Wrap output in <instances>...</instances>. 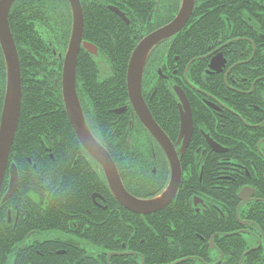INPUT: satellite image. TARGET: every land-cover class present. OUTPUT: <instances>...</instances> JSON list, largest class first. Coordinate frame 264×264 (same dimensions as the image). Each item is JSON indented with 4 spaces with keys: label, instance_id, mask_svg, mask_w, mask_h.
<instances>
[{
    "label": "flooded vegetation",
    "instance_id": "af4514ba",
    "mask_svg": "<svg viewBox=\"0 0 264 264\" xmlns=\"http://www.w3.org/2000/svg\"><path fill=\"white\" fill-rule=\"evenodd\" d=\"M86 1L95 4L87 5L88 14L105 22L112 34L107 36L105 30L109 41L101 36L92 42L83 32V43L93 52L83 46L80 52L87 54V72L92 69L94 76L79 83L76 69V92L89 132L109 154L131 197L161 196L173 179L174 156L180 163V184L160 211L139 214L126 209L113 195L106 169L83 147L68 119L81 149L74 158L56 159L48 137L37 136L42 151L35 152L38 160L28 157V164L37 171L45 164L46 170L30 186H22L26 172L21 176L17 164L8 161L0 190V264H145L132 221L146 222L149 217L153 219L148 223L154 222L151 259L169 260L155 245L157 225L168 209L180 217L182 250L165 264H234L236 253L241 256L238 264H264V0H194L181 30L150 52L141 97L165 133L168 151L134 109L127 72L137 46L175 20L182 0ZM108 44L116 46L115 63L106 56ZM68 45L63 55L59 53L62 70ZM123 47L130 50L124 75L118 65ZM61 81L62 72L56 84L64 105ZM5 93L0 45V119ZM187 113L192 131L186 137L181 118ZM113 148L120 150L111 152ZM132 159L139 163L137 176L127 166ZM13 166L18 185L6 198ZM139 185L154 190L142 194ZM114 203L129 216L127 223L115 218L120 244L115 251L106 245V223L112 214L108 210ZM189 228H195L194 234ZM188 234L199 246L190 256ZM95 236L104 246L90 242ZM224 239H230V246L222 249L218 245Z\"/></svg>",
    "mask_w": 264,
    "mask_h": 264
},
{
    "label": "trees",
    "instance_id": "16d2710c",
    "mask_svg": "<svg viewBox=\"0 0 264 264\" xmlns=\"http://www.w3.org/2000/svg\"><path fill=\"white\" fill-rule=\"evenodd\" d=\"M86 2L89 1L82 0L85 17L84 39L94 42L103 36L106 38L105 41H109L107 36L112 34L107 29L106 23L95 21V16L89 15L87 12V5L95 6V4ZM9 26L19 54L23 91L21 116L9 159L22 170L21 176L24 175L23 172H26L22 186H30L32 185L31 180L38 173L43 175L46 170L45 164H42L38 171L28 164V157L34 161L35 156L38 160L39 155L35 152L42 151L37 136L48 137L49 145L52 147L56 159L70 160L78 155L81 150L65 112L60 84H56V80H60L62 72V58H60L59 53L64 54L71 33L72 18L69 4L66 0H17L9 14ZM105 30L107 36L104 34ZM104 50L106 56L108 55L113 63L119 59L115 45L108 44ZM121 50L124 51L123 59L119 60L118 65L124 75L130 50L129 47H123ZM86 55L85 51L82 50L78 57L77 79L79 83L83 82V78L94 76L90 74L92 69L87 72ZM1 67L4 75L5 68L2 58ZM94 109L99 110L96 100L94 101ZM26 135L31 138L27 139ZM110 150L117 152L120 148ZM127 166L129 171L134 170L135 176L141 171L139 163L134 159L129 161ZM50 173L51 170L48 174ZM135 182L139 181L136 180ZM138 187L142 194L154 190L146 185H139ZM135 188L139 193L140 190L136 186ZM108 212H112V214L109 215L106 223V245L108 244L109 249L115 251L120 245L117 239L119 228L115 225V218L123 217L127 223L126 218L129 219V216L115 203L114 206H110ZM162 215L155 233L157 237L155 245L163 249L166 258L169 260L161 259V262L152 261L149 251L151 247L150 226L154 222L151 224L148 222L153 217L146 218V222L142 220L132 221L136 248L144 255L145 264H165L180 256L182 250L180 217L172 209L164 211ZM189 231L194 234L195 228H189ZM205 232L207 231L205 230ZM188 238L187 256H190L196 253L199 246L191 234H188ZM143 239L145 242L141 243ZM89 240L94 246H104L99 236L89 238ZM111 240H114L113 243ZM218 246L222 249L229 247L230 239L221 240ZM240 257V254H235L234 264H238Z\"/></svg>",
    "mask_w": 264,
    "mask_h": 264
},
{
    "label": "water",
    "instance_id": "95a60500",
    "mask_svg": "<svg viewBox=\"0 0 264 264\" xmlns=\"http://www.w3.org/2000/svg\"><path fill=\"white\" fill-rule=\"evenodd\" d=\"M17 0H0V45L6 66V93L3 110L0 119V190L3 185L8 166L9 156L13 146L17 127L21 116L22 83L21 68L18 51L9 26V14ZM72 13V32L69 45L63 61L62 70V96L68 119L83 147L101 164L107 171L111 191L118 202L126 209L139 214H150L165 208L174 197L181 180L180 163L177 156L171 158L173 179L165 192L151 200H139L131 197L123 187L116 166L109 154L94 140L89 132L76 92V69L78 55L81 46L92 51V46L83 43L84 14L80 0H67ZM194 9V0H182L181 9L175 20L168 26L154 32L145 38L134 50L127 72V82L131 101L137 111L140 120L161 145L168 151L170 144L165 133L154 121L151 113L142 102L141 80L147 58L160 42L176 35L190 18ZM182 98L183 103H188ZM182 136L191 135L192 117L183 114L181 118ZM11 187L8 198L13 194L18 185V173L16 168H11Z\"/></svg>",
    "mask_w": 264,
    "mask_h": 264
}]
</instances>
